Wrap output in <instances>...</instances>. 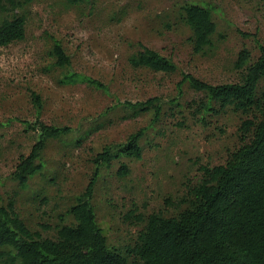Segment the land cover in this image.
<instances>
[{
	"label": "rangeland",
	"instance_id": "374dc122",
	"mask_svg": "<svg viewBox=\"0 0 264 264\" xmlns=\"http://www.w3.org/2000/svg\"><path fill=\"white\" fill-rule=\"evenodd\" d=\"M188 3L209 7L216 24L212 43L201 52L193 50L191 31L180 15ZM17 5L0 10V19L26 18L24 38L0 46V204L13 200L31 231L54 238L56 225L74 221L68 210L96 169L92 157L110 145L117 157L99 168L91 202L107 245L124 264H140L126 252L144 226L134 215H175L185 207L189 187L201 180L200 167L223 164L242 143L238 128L245 114L232 108L202 114L193 101L203 93L184 82L179 94L177 84L184 73L210 84L237 81L238 52L247 48L255 59L264 44V0H17ZM53 39L69 55L68 68L53 65ZM139 45L171 58L176 71L132 67L128 57ZM69 70L99 79L107 90L61 83ZM30 89L42 98L44 122L70 126V136H83L77 145L68 143L70 136L48 142L44 170L21 188L11 173L35 140L21 122L36 118ZM152 96L162 105L156 122L151 113L131 116L123 104ZM139 129L141 158L119 154V144ZM121 163L129 169L124 177L116 174ZM9 250L0 247V252ZM0 264H8L6 253Z\"/></svg>",
	"mask_w": 264,
	"mask_h": 264
},
{
	"label": "trees",
	"instance_id": "16d2710c",
	"mask_svg": "<svg viewBox=\"0 0 264 264\" xmlns=\"http://www.w3.org/2000/svg\"><path fill=\"white\" fill-rule=\"evenodd\" d=\"M80 4L89 0H66ZM8 6H10L8 8ZM17 0H0V10H14ZM180 15L191 31L190 42L195 52H201L212 43L216 24L209 7L188 3L180 7ZM26 18L12 14L0 19V46L22 40ZM49 55L53 65L70 66V57L60 41L52 40ZM140 49L128 57L132 67H144L155 72L176 71L175 62L157 50L139 45ZM259 54L252 59L247 48H242L234 62L240 72L237 81L210 84L191 73L182 74L177 87L182 84L204 97L193 101L200 113H219L232 108L246 115L239 125L242 143L233 150L223 164L203 165L201 180L190 186L185 207L175 215L165 216L151 212L147 216L134 215L144 222L133 242L126 248L128 255L140 264H264V44L258 46ZM63 84L84 83L97 90H107L99 79L76 71L65 72L59 80ZM260 83H263L260 86ZM29 97L36 111L30 122L21 120L24 130L33 131L35 140L27 154L18 158L11 177L21 188L31 177L45 168L42 154L51 140L70 136L71 127L44 122L40 116L43 101L35 90ZM175 100V99H174ZM172 100L173 104H178ZM131 116L152 114V122L161 117L162 105L157 96L141 101H125ZM143 129L128 135L119 144V154L139 159L142 148L139 139ZM82 134L70 136L68 143L78 144ZM117 157L110 145L92 157L95 171L84 191L76 196L68 212L73 223L56 225L54 238L31 231L15 210L13 200L0 204V247L8 246V264H124L125 259L107 245L106 236L96 221L92 205L94 185L100 167H108ZM129 169L121 163L116 174L124 177ZM133 210H129L128 214ZM12 251V252H10Z\"/></svg>",
	"mask_w": 264,
	"mask_h": 264
}]
</instances>
